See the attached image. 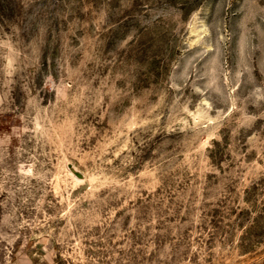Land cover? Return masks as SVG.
<instances>
[{"label":"rangeland","instance_id":"374dc122","mask_svg":"<svg viewBox=\"0 0 264 264\" xmlns=\"http://www.w3.org/2000/svg\"><path fill=\"white\" fill-rule=\"evenodd\" d=\"M0 264H264V0H0Z\"/></svg>","mask_w":264,"mask_h":264}]
</instances>
